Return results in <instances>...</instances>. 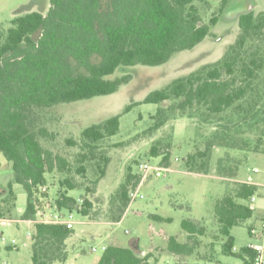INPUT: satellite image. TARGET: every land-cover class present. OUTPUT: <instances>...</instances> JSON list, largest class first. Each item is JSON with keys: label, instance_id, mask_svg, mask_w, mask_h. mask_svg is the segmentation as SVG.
Listing matches in <instances>:
<instances>
[{"label": "trees", "instance_id": "trees-1", "mask_svg": "<svg viewBox=\"0 0 264 264\" xmlns=\"http://www.w3.org/2000/svg\"><path fill=\"white\" fill-rule=\"evenodd\" d=\"M207 0H50L46 13L30 11L15 16L7 30L0 31V153L12 163L13 178L0 202V217L11 212L17 201L14 183L21 184L28 201L22 219H35L41 197L47 194V173H65L62 189L55 200L57 210L88 215L91 200L85 194L82 203L68 194L82 188L68 176L70 163L43 145L42 138L54 134L31 118L35 107H52L95 96L115 93L130 80L129 75L111 77L120 67L155 66L169 61L180 51L193 49L203 42L214 15L203 23L197 3ZM240 33L217 61L204 64L187 75L174 79L164 88L150 92L139 103L160 104L152 115L151 129H160L170 121L188 118L209 127L203 133V149L188 154L184 166L189 172L210 174L234 180L226 194L214 205L217 229L211 235L223 239V252L235 254L232 229L252 218L251 199L258 186L238 180L240 159L224 155L213 164L217 147L245 152H264V10H249L239 15ZM168 103L165 105V103ZM120 116L116 115L82 131L79 174H85L84 163L97 156L100 143L116 135ZM73 145L75 142L70 141ZM153 144L152 156H163L161 164L171 163L172 137ZM92 158V157H90ZM106 174L109 157L101 156ZM141 175L128 166L120 184L117 212L112 221H120L131 202L130 192L138 187ZM100 180H96L98 183ZM46 188V190H44ZM91 193L90 187L85 193ZM114 203V201H113ZM154 219L171 220L160 215ZM188 241L171 236L167 249L180 256L197 253L199 237H209L207 226L184 220ZM251 228V227H250ZM74 230L64 224L35 223L32 233L34 264H54L67 259V240ZM203 258L211 260L209 253ZM244 264H255V252L248 246L238 253ZM152 254L139 255L133 247L106 246L97 264H154ZM156 264V263H155ZM173 264H187L178 261Z\"/></svg>", "mask_w": 264, "mask_h": 264}, {"label": "rangeland", "instance_id": "rangeland-1", "mask_svg": "<svg viewBox=\"0 0 264 264\" xmlns=\"http://www.w3.org/2000/svg\"><path fill=\"white\" fill-rule=\"evenodd\" d=\"M197 3L201 9L203 23H210L214 15L219 22L212 25L206 40L193 49L180 51L164 64L148 66L135 65L120 67L111 77L129 75L130 80L115 93L95 96L71 103H60L52 107H35L31 118L39 126L54 134L52 140L42 138L43 145L56 154L62 155L69 163L68 176L82 188L69 189L79 204L86 196L92 202L88 215L74 210V233L67 240V259L54 264H97L103 254V246L117 245L133 247L145 256L152 254L150 261L156 264H173L184 261L187 264H244L239 256L243 247L258 242L249 234L251 223L256 216L232 229L235 240V254L223 252V242L210 237L217 229L214 218V205L222 198L234 180L219 176L214 170L210 174L189 172L184 166V158L203 149L202 135L209 132L196 120L182 118L170 121L160 129H151L152 115L157 113L160 104L139 103L129 111L126 107L141 102L150 92L169 85L174 79L187 75L200 66L220 59L228 46L233 43L240 28L235 23L240 12L250 8L256 12L264 10V0H207ZM254 4L256 6H254ZM50 0H0V31L11 26V20L30 11L46 13ZM168 103L166 102L165 105ZM120 116V129L116 135L100 143L97 156H89L84 163L85 174H79V153L82 131L113 116ZM172 137L171 163L161 176L148 175L144 179L141 164L162 165L163 156H152L153 144ZM70 141L75 142L71 144ZM240 159L237 178L258 185V194H264V152H245L237 149L217 147L213 150L212 161L216 164L224 155ZM109 157V165L104 177L99 168L103 166L101 156ZM92 157V158H90ZM133 173L142 176L138 197L131 200L122 219L112 221L117 212L116 202L120 199L118 190L125 180L128 166ZM65 173H47V196L41 197L40 212H55V200L61 188L60 180ZM13 178L12 163L0 153V202L7 193V184ZM100 180L95 183L96 180ZM90 187L91 193H85ZM17 195L15 208L4 217L13 219L11 223L0 225V264H34L32 260V235L35 223L22 219L28 201V194L21 184L14 183ZM143 195V197H140ZM114 201V203H113ZM66 214L67 210H61ZM40 214V213H39ZM160 215L171 220L154 219ZM184 220H193L209 229V237H199L197 253L180 256L167 249L168 239L173 236L179 242L188 241V233L183 229ZM1 233L3 235H1ZM4 236V239L2 238ZM17 244L13 245L12 240ZM209 253L211 260L203 258ZM96 248V251H93Z\"/></svg>", "mask_w": 264, "mask_h": 264}, {"label": "built area", "instance_id": "built-area-1", "mask_svg": "<svg viewBox=\"0 0 264 264\" xmlns=\"http://www.w3.org/2000/svg\"><path fill=\"white\" fill-rule=\"evenodd\" d=\"M142 171L144 172V179L148 177V175L155 174L156 176H161L162 172L164 170H167L168 167L163 165H151L149 163H143L141 164ZM142 183H140L141 185ZM139 185V187H140ZM132 190L130 192L131 200L138 197V189ZM46 190V188H44ZM140 197H143V195H140ZM251 200H255V196L252 197ZM40 213V214H39ZM28 221L37 223V222H45V223H55V224H64L68 228L73 229L74 225L76 224V220L74 219V211L67 210L66 214L61 213L60 210H55V212H52L51 214H46L45 212L41 213L40 211L37 214V217L35 219H29ZM13 222V219L7 218V217H0V225L4 223H11ZM249 234L252 238L256 239L258 242L249 244L248 247L252 249L255 252V264H264V219L260 223L259 226H253L249 230ZM1 235H3L1 233ZM28 235H32L31 232H28ZM4 239V236H2ZM18 242L16 239L12 240V244L16 245ZM103 250L106 249V246L102 247ZM96 248H93V251H96Z\"/></svg>", "mask_w": 264, "mask_h": 264}, {"label": "crops", "instance_id": "crops-1", "mask_svg": "<svg viewBox=\"0 0 264 264\" xmlns=\"http://www.w3.org/2000/svg\"><path fill=\"white\" fill-rule=\"evenodd\" d=\"M246 182H249V183L257 185L256 183L252 182V179L249 180V181H246ZM251 205H252V207L255 210L254 215H257L256 216V221L251 223V227L259 226L260 223L262 222V220L264 219V194L263 193H259V194L255 195V200H251Z\"/></svg>", "mask_w": 264, "mask_h": 264}, {"label": "flooded vegetation", "instance_id": "flooded-vegetation-1", "mask_svg": "<svg viewBox=\"0 0 264 264\" xmlns=\"http://www.w3.org/2000/svg\"><path fill=\"white\" fill-rule=\"evenodd\" d=\"M254 6H256L255 4H254ZM249 10H251L250 8H248L247 10H244V11H242V12H246V11H249ZM242 12H240V14L242 13ZM240 14H238V17H237V19H236V24L239 26V23H238V20H239V15ZM207 38V37H206ZM206 40V39H205Z\"/></svg>", "mask_w": 264, "mask_h": 264}]
</instances>
